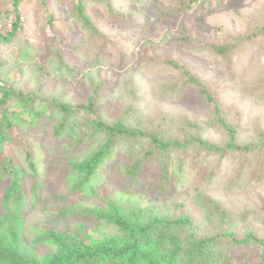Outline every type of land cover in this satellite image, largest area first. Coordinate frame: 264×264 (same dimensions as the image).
<instances>
[{"label": "rangeland", "instance_id": "1", "mask_svg": "<svg viewBox=\"0 0 264 264\" xmlns=\"http://www.w3.org/2000/svg\"><path fill=\"white\" fill-rule=\"evenodd\" d=\"M155 1L165 8L176 3V0ZM149 3L148 0L143 3L115 0V6L125 14L117 19L106 13L103 4H90L94 19L111 39L105 44L107 58L104 59L102 40L88 43L87 60L72 54L75 43L85 41L89 34L86 35L81 27L79 29L78 23L70 31L66 26L68 16L61 18L58 22L62 25H57L58 34L63 38L60 47L76 69L73 74L66 71L56 73L54 65H49L50 51L42 50L29 64L26 60L17 61L13 47L0 45V60L5 62H0V70L7 68L0 71V81L16 88L17 94L7 102L13 114L21 113V116L14 114L12 134L15 137L24 135L38 164L39 172L35 175L25 159L24 148L2 128L6 133L8 151L22 164L26 173L27 206L24 226L19 233L22 234L21 242L34 248L39 256L51 255L56 248L51 242L39 241L48 229L78 235L86 242L117 233L116 226L88 212L89 208H108L112 201L119 204L133 201L139 209L157 214L191 216L198 224L197 230L203 234L225 227L205 213L209 203L217 200L233 212L229 222L238 237L250 230L264 233V177L252 171V178L249 175L246 183L238 186L235 170L245 157L229 151L228 154H218L200 147L197 141L190 142L191 138H203L225 146L228 132L214 121L213 108L196 89L175 94L165 92L162 87L165 82H176L180 75L155 62L156 54L170 55L197 71L209 88L220 91L231 122L243 126L240 142L256 140V133L264 131V97L253 95L251 88L261 87L264 83V39L249 41L232 60V68L228 71L224 62L219 61L207 46L200 48L197 42L190 44L194 40L180 42L177 38L179 34H190L218 42L229 33L250 32L264 23V0H202L185 14L163 19L157 17L158 11ZM37 4V0H26L23 7L25 33L33 45L40 40L37 27L41 15L35 9ZM52 4H57L56 13H67L68 0ZM8 30H11V22L0 23V31ZM54 33L50 31V34ZM39 61L41 66L34 68ZM29 66L31 68L27 70ZM132 78L142 98L140 108L146 114L161 106L174 118H164L167 124L159 131L163 140H178L184 143V147L170 152V174L167 177L163 174L162 164L152 158L136 178L126 174L124 165L149 148L156 150V145L146 139L143 144L132 146L130 136H118L111 159L102 164L97 176L93 175L89 186L81 189L71 174L70 156L93 150L106 137L93 128L95 132L89 144L79 143V137H60L56 134L58 117L51 118L50 115L55 108L53 102L56 98L77 106L92 98L96 113L103 120L115 123L126 106V95L121 93L119 85ZM163 96L170 99L166 101ZM31 109L33 112H29ZM181 117L187 120L181 121ZM83 118L91 123L96 120L95 115L80 112L72 121L77 126ZM187 122H194L193 127L187 126ZM150 125L149 121L139 122L138 128ZM249 156L248 164L251 165L257 156ZM148 216L146 214L144 218ZM187 233L185 230L183 236Z\"/></svg>", "mask_w": 264, "mask_h": 264}, {"label": "trees", "instance_id": "2", "mask_svg": "<svg viewBox=\"0 0 264 264\" xmlns=\"http://www.w3.org/2000/svg\"><path fill=\"white\" fill-rule=\"evenodd\" d=\"M25 1L0 0V23L11 22V30L0 31V45L13 47L18 56L17 61L22 59L28 61L29 64L38 58L42 50L43 52L50 51L48 54L52 56V59L49 65H54V71L59 74L64 71L73 74L76 71L63 54L64 49L60 47V40L63 38L58 34L57 25H62L58 22L61 18L65 15L68 16L69 20H67L66 26L70 31L74 30L75 23H78L79 29L81 27L86 35L89 34L86 38L87 41L76 42L75 48L71 52L82 60H87L89 42L94 43L102 40L101 48L104 52V59L107 58L105 44L111 41L105 30H102L101 26L97 24L93 13L90 12V4L94 3L98 6L103 4L107 9L106 13L111 18L117 19L125 15L121 9L115 6V0H68L66 14L62 11L56 13L54 9L57 4H52L55 1L63 3L64 0H37L38 4L35 9L39 16L41 15L37 27L40 40L33 45L25 33L26 20L23 18ZM137 1L143 3L146 0ZM148 1L158 11L159 19L185 14L202 2V0H176V4L172 0L174 4H168L165 8L158 1ZM50 31H55V33L50 34ZM178 36L177 39L180 42L194 40L190 42L191 45H195L197 42V47L207 46L209 50L215 52L219 61L224 62L229 71L232 68V60L246 47L249 41L264 39V23L245 34H226L225 39L218 42L203 40L201 37L190 34H179ZM0 62L5 63L3 60ZM155 62L158 65L172 68L175 73L180 75L176 82L167 81L163 86L161 85L165 92L171 91L170 93L175 94L178 91L184 93L190 89H196L198 95L213 108L214 121L217 122V125L220 124L222 129L226 128L228 132V143L225 146L203 138H191L190 142L197 141L200 147H205L218 154H228L229 151V153L245 157L235 170L237 178L235 182L238 183V186L245 184L249 175L252 178V171L258 173L260 177H264V131L259 130L256 133V140L254 138L245 143L240 142L243 126L235 125L227 117L228 111L225 108L227 104L222 99L219 90L214 87L209 88L197 71L177 58L156 54ZM37 63L34 68H39L40 61ZM30 68L29 66L27 70ZM119 89L126 95L124 98L126 106L115 123L103 120L96 113L92 98L88 103H81L77 106H72L62 99L55 98L53 102L55 108L52 109L50 115L51 118L58 117L56 134L60 137L64 135L70 138L79 137V143L87 144L91 142L95 131H100L106 137L101 140L98 147H95L96 149L93 147L94 149L89 152L84 150L81 154L70 156L71 174L78 180L77 186L81 189L88 187L94 179L93 175L97 176L102 164L107 159H111L118 142L116 138L118 136H130L133 139L132 146L137 143L143 144L146 139L156 145V150L149 148L124 165L126 174L136 178L152 158L162 164L163 174L167 177L170 174V152L177 147H184V143L178 140H163L159 131L167 124L164 118L169 117L171 120L174 118L165 107L161 106L146 114L140 108L142 98L138 94L139 87L134 78L123 80ZM251 93L259 98L264 97V83L261 87L253 86ZM16 94V88L0 81V264H264V233L259 234L250 230L238 237L229 222L233 212L224 208L222 203L217 200H212L209 203L205 213L225 227L212 233L203 234L197 230L198 224L191 216L148 212L146 209H139L138 204L133 201L125 204L112 201L108 204V208H89L90 214L116 226L118 232L86 242L78 235L71 236L67 232L48 229L43 232L39 241L51 242L56 248L51 255L39 256L34 248H28L25 243L21 242L22 234L19 233L24 226L26 217L24 210L27 206V187L24 179L26 173L22 164L16 160L5 145V132H10L11 138L13 137L17 144L24 148L25 159L31 171L35 175L39 172L38 164L34 161V155L26 145L27 140L24 135L20 134L19 137H15L12 134L15 127L14 114L21 116V113L18 111L13 114L7 100ZM22 95L26 97L25 94ZM163 98L166 101L170 99L166 96ZM160 103L162 104L163 101L160 100ZM145 104H147L146 100ZM33 110L31 109L29 112H33ZM80 112H84L85 115H95L96 120L91 123L83 118L76 126L72 120ZM186 120L181 117V121ZM148 121L151 122L150 127L138 128L139 122ZM186 124L193 127L194 122ZM2 128L5 129V132L2 131ZM16 148L20 149L18 146ZM249 155L257 156L254 163L250 162L251 165L248 164ZM228 211L230 212L227 213ZM146 214L149 215L148 218H144ZM185 230L188 233L183 236ZM232 250L238 251L240 254L237 255Z\"/></svg>", "mask_w": 264, "mask_h": 264}]
</instances>
